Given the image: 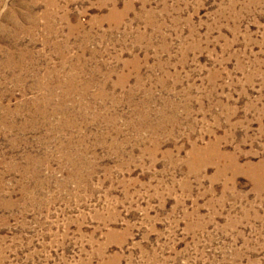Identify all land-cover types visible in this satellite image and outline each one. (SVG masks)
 <instances>
[{
	"label": "rangeland",
	"instance_id": "1",
	"mask_svg": "<svg viewBox=\"0 0 264 264\" xmlns=\"http://www.w3.org/2000/svg\"><path fill=\"white\" fill-rule=\"evenodd\" d=\"M0 264H264V0H0Z\"/></svg>",
	"mask_w": 264,
	"mask_h": 264
}]
</instances>
